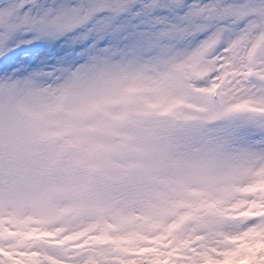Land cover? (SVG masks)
Wrapping results in <instances>:
<instances>
[{
  "label": "snow or ice",
  "instance_id": "snow-or-ice-1",
  "mask_svg": "<svg viewBox=\"0 0 264 264\" xmlns=\"http://www.w3.org/2000/svg\"><path fill=\"white\" fill-rule=\"evenodd\" d=\"M176 51L197 53L207 73L198 86L264 105V0H0V180L24 155L45 169L64 155L48 114L32 112L22 97L46 88L72 102L97 69ZM109 95L102 89L78 103L103 107ZM251 138L264 151V124ZM226 222L238 227L223 230ZM0 264H264V198L191 235L130 248L103 229L32 228L0 203Z\"/></svg>",
  "mask_w": 264,
  "mask_h": 264
},
{
  "label": "rangeland",
  "instance_id": "rangeland-1",
  "mask_svg": "<svg viewBox=\"0 0 264 264\" xmlns=\"http://www.w3.org/2000/svg\"><path fill=\"white\" fill-rule=\"evenodd\" d=\"M196 56L176 51L97 69L80 80L72 102L46 88L22 97L32 112L48 114L54 139L61 146L65 140L70 149L60 164L46 169L36 167L33 156H22L15 173L0 180V203L16 209L32 228L102 227L120 247L130 248L216 224L197 222L185 205L211 207L232 190L237 198L227 204L260 197L264 151L252 143L247 113L262 115L264 105L220 94L209 102L208 89L195 83L206 72ZM102 89L110 93L105 106L79 105ZM124 111L142 119L132 120ZM174 118L190 125L171 131ZM230 124L245 138L225 135L222 128ZM188 212L193 215L186 221Z\"/></svg>",
  "mask_w": 264,
  "mask_h": 264
},
{
  "label": "bare ground",
  "instance_id": "bare-ground-1",
  "mask_svg": "<svg viewBox=\"0 0 264 264\" xmlns=\"http://www.w3.org/2000/svg\"><path fill=\"white\" fill-rule=\"evenodd\" d=\"M162 56L163 55H161L159 57L161 58ZM211 92H214V90ZM130 116H131L132 120H135V121L142 119L141 116H139L138 112L133 113V115L131 114V112L126 114V117H130ZM247 116L250 117V123H252L251 128H254L256 125H259V124H264V114H262V115L257 114L256 115V113L253 114L251 111V112L247 113ZM118 120H120V119H118ZM235 128H236V126H234L233 124H230L228 126H223L222 130L224 131L225 135H233L238 140H242L243 138H245L246 134L239 133L240 136H237L236 132H235ZM62 147L64 148V154L67 153L70 149V146L68 145V143L65 140H62ZM257 173H254V174H257ZM263 190H264L263 188H261V190H258L259 192H261L260 197L264 196ZM240 195H242V194H239L238 196H240ZM242 196H244V195H242ZM260 197H258V198H260ZM236 198H237V194H235L234 190H232V191H228L225 193V196L223 197V199L225 200L224 202L218 200V201L214 202V204H215L214 206L209 207L208 205H205L203 208H199V209L193 205H185V207H186L185 210L189 209V211H191L194 214V217L198 218L197 222L208 221V222H212V223L217 224L218 222L225 220L226 215L229 214L233 209L239 208V206L248 202V201H243V202H234L233 204H227V202L235 201ZM223 214L225 215V217H223ZM190 221H192V220H190ZM190 221L188 223H190ZM221 226H223V228L225 230H234L236 227H238L236 222H226V223H223ZM101 229H103V228L101 227Z\"/></svg>",
  "mask_w": 264,
  "mask_h": 264
}]
</instances>
